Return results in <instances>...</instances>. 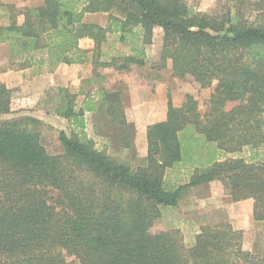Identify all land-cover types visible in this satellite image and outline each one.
<instances>
[{
	"label": "trees",
	"instance_id": "16d2710c",
	"mask_svg": "<svg viewBox=\"0 0 264 264\" xmlns=\"http://www.w3.org/2000/svg\"><path fill=\"white\" fill-rule=\"evenodd\" d=\"M96 12L107 13L105 25L84 21ZM263 16L264 0H219L212 12L186 0H43L22 10L0 3V41L19 69L89 63L98 75L99 67H142L160 27V59L170 60L174 76L202 88L216 82L203 113L192 94L179 106L168 95L166 118L147 126L146 154L135 165L87 138L84 112H96L97 100L55 109L72 129L59 131L62 151L52 154L39 119L1 117L11 112V89L0 82V264H264V252L247 247L228 221L202 226L190 247L170 231H150L162 206L215 180L234 201L252 198L253 219L264 220ZM109 36L108 48L118 41L128 51H105ZM82 39L90 46L81 47ZM14 55L21 60L12 62ZM97 93L118 134L114 148L133 151L120 91ZM183 141L194 142L196 156L191 148L183 154ZM198 155L202 162L184 183L164 182L167 168Z\"/></svg>",
	"mask_w": 264,
	"mask_h": 264
},
{
	"label": "rangeland",
	"instance_id": "374dc122",
	"mask_svg": "<svg viewBox=\"0 0 264 264\" xmlns=\"http://www.w3.org/2000/svg\"><path fill=\"white\" fill-rule=\"evenodd\" d=\"M43 0H20L19 2H7L9 4H13L14 7L18 10H22L26 7H32V3L40 4ZM188 5L192 8L204 12H212L217 9L219 0H186ZM222 2L226 0H221ZM229 3L231 0H228ZM35 5V4H34ZM259 13L254 12L249 16L251 19L255 18ZM98 21L97 23L105 25L107 22V13L100 12V14L95 15ZM260 19L264 20V16ZM0 22L4 23L5 18L0 17ZM111 41V36H109L107 42L104 44L103 49L108 52L123 51L127 52L129 48V43H120L118 41L114 42L112 47L108 48ZM162 43V29L160 27H156L153 31L152 43L146 45V64L143 67L132 68L128 70H116L112 67H99L97 69L98 75H94L91 72V65L89 63L80 64V63H72L68 65V78L73 84L71 87L69 86L66 91H60V87L58 88H49L43 92V96L41 97V93L39 92V101L38 104L34 106L24 105L18 106L16 104L15 99H20L22 95V90L19 89H11V112L8 114H3L2 118H10L17 115H31L41 121L40 129H41V138L42 143L45 146L46 150L49 153L55 154L60 153L62 151L61 144L58 140L59 131L65 130L67 133L72 129L69 121L59 116L55 109L57 108H66L67 106H71L74 110H78L82 104V101L93 99L98 102V110L96 112L85 111L84 112V121L85 128L84 132L89 138L94 147L104 150L111 158L117 159L119 161H128L132 165L138 163V161L143 158L146 154L143 147L139 145V142L136 141V129L137 124L132 121L130 122L129 133L133 135V151L130 149H120L117 150L114 148V143L118 138V134H115L114 125L110 123L106 111L107 104L106 101L99 100V91H120L122 95V104L124 107V112L126 106H128L135 96L134 86L136 85V79L134 78L131 82H126L124 80L125 74L135 75L139 74L141 77L147 76L151 77L152 75H160L162 76L164 83L165 97L167 99L168 95H170L172 99V103L175 106H179V103L183 102L185 99V94H192L198 101V110L203 113L207 106L211 93L214 90V86L216 82L214 81L209 87L202 88L200 85L195 82L190 76L185 78H178L174 76L173 71L171 69L170 60L167 59L164 63L161 62L160 59V50ZM91 44V41L88 39L81 40V47L87 48ZM12 62H18L21 60L20 56L14 55L12 57ZM10 63V61H9ZM11 64V63H10ZM6 67L4 64L0 65ZM33 75H37L39 77H48V71L45 65L34 63L33 66ZM40 83L35 86L41 87ZM66 88V87H62ZM84 90V93H80L79 89ZM153 90V88H152ZM144 91V90H142ZM142 96V95H141ZM13 99V100H12ZM181 105V104H180ZM232 104H229L231 106ZM134 110L128 112L129 119L135 118L136 121H147V119L143 118L142 115H138L133 113ZM137 112L144 113V108L140 110H135ZM126 116V115H125ZM61 119V123H57L56 118ZM130 119V120H131ZM144 119V120H143ZM79 130V129H78ZM106 133L113 134L111 138L109 135H105ZM111 139H110V138ZM114 145V146H113ZM192 156H196L197 148L194 145V142L183 141V154H187L190 151ZM146 150V148H145ZM203 151L200 152L199 155L202 154ZM198 155V159L188 161L189 174L194 169V166H198L202 159ZM190 155L189 158H192ZM192 167V168H191ZM183 170L179 173V163L174 166L167 168L164 174V182L168 185H178L179 178H183ZM185 174V173H184ZM222 189L224 190L223 184L218 182ZM50 196H53V193H50ZM194 193L191 190L183 192L180 194V206L179 200L178 204L174 207L170 206H162L160 216L154 221L152 224L150 231H170L172 232L178 239L181 238L183 244L187 247L193 245L195 241L196 234L199 233L202 226L212 225L218 222L227 221L225 216V210L222 208H193L192 207V197ZM52 200L51 198L49 199ZM197 207V203L195 204ZM243 231V230H242ZM246 246L258 251L264 252V223L262 220H258L253 229L248 231H243ZM73 256H67V260H73Z\"/></svg>",
	"mask_w": 264,
	"mask_h": 264
},
{
	"label": "crops",
	"instance_id": "0c3cea01",
	"mask_svg": "<svg viewBox=\"0 0 264 264\" xmlns=\"http://www.w3.org/2000/svg\"><path fill=\"white\" fill-rule=\"evenodd\" d=\"M19 1L20 0H0V3H17ZM34 4L38 5L36 3H32L31 6H35ZM98 14H100V12L86 13L84 15V21L97 23L98 20L94 18V16ZM20 18L21 16L18 17V19ZM9 61L10 55L8 52V44L6 42L0 41V65L4 64L6 66H0V82L5 84L8 88L22 90L21 98L15 99L17 101L16 104L19 107L24 105L34 106L38 104V93L40 92L42 97L43 92L46 89L54 87L68 88L69 86L71 87L73 85L68 78V65L65 63H60L53 71L48 73V77L42 78L37 75H33L34 63L29 67L19 69L15 65H11ZM133 67L136 69L139 68L136 65H132L130 69L133 70ZM134 78L136 79V85L133 87L135 89V96L131 100L130 104L126 106L125 115L128 121H132L137 124L135 142H139V145L143 147L144 151L146 152L145 135L147 126L151 123L162 121L166 118L167 99H164V97L165 91L167 90L166 88L164 90V81L162 76L158 74L152 75L151 77H141L139 74H135L134 76L125 74L124 80L128 83ZM38 83H40L42 86L34 89ZM180 104L181 102L179 105ZM141 108H144V113L135 111L140 110ZM131 110H134L133 113L135 112L138 115H142V117L144 116L143 118L147 119V121H136L135 118H130V120L128 117V112ZM55 121H57V123H61L60 117L56 118ZM188 167H190L188 164H179V173L183 170V173L181 174L183 175V178H179V183H184L188 179L190 172L189 169H187ZM218 182L219 181L215 180L200 185L191 186L184 189L181 194L189 190L194 193V196L191 199L193 208L224 209L226 219L234 229H240L243 231L253 229V227L258 222L253 219L254 200L252 198H245L234 201L229 195L225 194ZM196 203L197 207L195 205ZM262 222L264 223V220H262Z\"/></svg>",
	"mask_w": 264,
	"mask_h": 264
}]
</instances>
